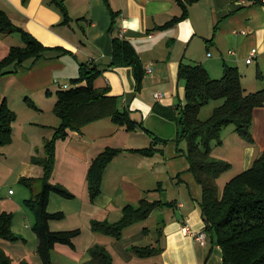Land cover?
<instances>
[{
	"label": "crops",
	"instance_id": "1",
	"mask_svg": "<svg viewBox=\"0 0 264 264\" xmlns=\"http://www.w3.org/2000/svg\"><path fill=\"white\" fill-rule=\"evenodd\" d=\"M62 1L72 18L70 24H63L64 17L51 0H0V8L16 26L30 32L44 46L53 49L38 60L27 61L16 73L0 79L2 83L6 81L17 84L18 90H24L20 99L15 100L16 108L13 105L11 107L24 119L22 124L13 129L14 140L10 145L14 147L19 143L21 147L26 146L28 152L13 164L11 173L6 178L3 179L0 175V214H13L12 230L22 237L16 242L0 240V247L14 264H43L39 255V239L33 229L35 216L24 205L25 200L41 192V180L45 174L42 166L33 163L31 154L44 147L61 125L60 118L54 113L57 93L67 90L65 86L72 85V80L79 77L82 63L93 64L102 71L100 77H104L103 87H97L109 88L112 96L119 97V101L122 99L124 109L120 108L119 101L118 109L129 110L132 118L141 117L143 121L133 119L142 124L144 129L140 130L143 133L155 134L156 127L151 122L153 117L158 119L161 128H170L169 137L155 136L151 146L155 147L157 154L159 150L156 144L160 141L168 148V157L178 154V148L174 145L178 142L181 131L178 123L168 116L173 110L179 116L178 108L186 105V87L178 76L182 64L202 65L215 79L224 76L226 65L237 67L248 92H254L253 88H264L263 85L259 87L260 78L255 75L254 70L248 69L254 65L255 60L264 68V4H256L250 0H200L191 6L187 21L172 28L159 29L182 14L176 1ZM110 7L117 14L112 30ZM11 35L0 32V61L8 56L13 46L24 44L22 37L12 40L11 37L14 36ZM115 38L132 43L144 64L146 79L143 91L138 95L134 91L135 78L132 70L129 67L111 66ZM253 50H257V54L253 62L248 64ZM148 68H152L151 73H147ZM4 92V89L0 90V103L4 95L10 97L9 91ZM157 92L164 95L160 101L154 97ZM28 98L38 109L28 105ZM105 119L86 126L82 134L71 132L67 139L57 143L52 182L63 185L75 197L67 199L57 194L51 195L49 213L63 214V217L53 219L50 228L54 232L79 229L82 233L74 240V246L56 245L53 263L84 264L90 260V249L96 244L105 246L113 257L114 251L111 248L114 238L93 231L91 223L118 222L123 217L125 207H138L140 201L146 198L165 204L146 219L152 221L162 218L165 232L160 241L162 251L144 264H224L223 251L215 240L209 237L206 245H203L183 232L185 225L190 226L192 231H205L201 211L203 192L190 169L192 174L183 177L180 173L174 174L180 185L177 186L178 193L172 196L161 183L154 190L147 189L142 182L144 176L141 168L152 166L149 157L139 158L142 155L134 156L136 154L123 152L106 170L101 195L96 200H91L87 175L93 160L108 147L140 149L139 145H129L130 141L135 144L133 136H130L132 134L114 123L112 126L109 122H102ZM33 121L39 124L30 126ZM29 127L41 129L39 137H33ZM252 135L254 143L241 144H244V171L249 170L256 160L258 149L262 152L264 148V107L255 111ZM15 151L17 150L14 148L11 157L0 153V161H4L0 162L1 166L5 162L14 161ZM133 159H138L139 165H131ZM23 177L35 179L36 182L32 190H22V196L18 198V193L8 189L10 183ZM149 191L152 192L151 197ZM130 227L124 230L127 235ZM149 231L146 227L144 233ZM137 246L133 245V248ZM113 260L114 264H118L115 258Z\"/></svg>",
	"mask_w": 264,
	"mask_h": 264
},
{
	"label": "trees",
	"instance_id": "2",
	"mask_svg": "<svg viewBox=\"0 0 264 264\" xmlns=\"http://www.w3.org/2000/svg\"><path fill=\"white\" fill-rule=\"evenodd\" d=\"M27 2V0H24ZM182 14L159 29L172 28L188 20L190 8L200 0H174ZM256 4H264L263 0H250ZM64 17L63 24H70L72 18L62 0H51ZM108 6H110L108 4ZM111 10V7H110ZM112 12L113 29L117 14ZM0 32L5 34H20L23 46H13L7 57L0 61V79L16 73L27 61L38 60L51 48L44 46L30 32L16 26L9 16L0 8ZM64 53L66 50H63ZM112 67H129L135 78V94L143 91L146 79L144 64L135 47L129 41L115 38L113 41ZM102 71L90 63H82L79 77L72 80L74 87L57 93V103L54 113L60 118L61 125L53 137L45 143V156L34 157V164L44 168L42 190L39 194L24 201L26 209L35 216L34 231L39 239V255L43 264L53 263V252L57 244L74 246V240L82 231L54 232L50 228L53 219H60L63 214L52 215L48 211L52 194L67 199L75 197L66 187L52 182L56 165V146L58 141L65 140L71 132L83 133L86 126L110 118L112 122L128 132L144 129L135 121L129 110L118 109L119 97L112 96L109 88H98L97 80ZM179 80L185 82L186 105L179 107L180 114L176 116L173 110L168 117L175 120L180 128L177 141L187 140V157L190 171L196 177L203 192L201 203L205 231L223 251L224 264H264V153L259 156L249 168L232 179L220 192L216 179L224 172L232 169V164L212 158L214 142L222 144V130L234 124L240 137L248 143H254L252 126L255 111L264 107V89L248 92L242 82L239 68L225 66L221 79L213 78L202 65L182 64L179 68ZM262 78V73H258ZM224 100L215 108L212 116L203 121L200 119L202 109L212 101ZM31 108L38 109L36 104L27 99ZM158 111L159 107L156 108ZM16 113L10 109L6 101L0 104V146L13 142L12 123ZM123 152L152 157L156 154L155 147L145 149H122L108 147L92 162L87 180L91 200H96L102 193L104 176L109 165ZM21 182L32 190L35 179L21 178ZM160 201H150L146 198L135 207L128 205L123 210V217L111 223L109 221H93L91 228L95 232L106 234L116 240H121L124 230L150 217L154 210L164 207ZM13 214H0V240L16 242L22 239L12 230ZM134 251L142 258L154 256L162 251L155 245L134 247ZM0 264H14L11 257L0 247ZM19 264H27L21 262ZM84 264H114L111 253L105 246L96 244L90 249V260Z\"/></svg>",
	"mask_w": 264,
	"mask_h": 264
},
{
	"label": "rangeland",
	"instance_id": "3",
	"mask_svg": "<svg viewBox=\"0 0 264 264\" xmlns=\"http://www.w3.org/2000/svg\"><path fill=\"white\" fill-rule=\"evenodd\" d=\"M11 36H14V37H11L12 40H14L15 38H18V36L20 38L22 37L20 34H17V33L12 34ZM213 54H215L214 51H213ZM250 68L254 70L253 72L255 73V75L256 74L258 75L259 71L262 73V78L259 79L258 84H259V87L260 86L263 87L264 86V68H262V66H259L257 60H255L253 66L248 67V69H250ZM103 79H104V77H100L96 82V86H98V87L102 86L103 87V85H102ZM183 83L185 84V82H183ZM65 87H67V89H68V88H71L74 86H73V84L72 85L67 84ZM3 89L6 91V92H4V94L9 91L8 95L10 97L7 98L4 95V98L1 100V103L3 101H6L8 106L10 107V109L14 111V109H12L11 107L13 105V107L16 108L15 100L20 99L19 97L22 96L24 90H23V88L21 90H18L17 84H11V83L9 84L6 81L3 83L0 82V90H3ZM253 89H254V92L261 91L260 88H258L259 90L258 89L256 90V88H253ZM263 89L264 88H262V90ZM14 93H15V95H14ZM179 103H180V100H178V104ZM223 103H224V100L212 101L210 104H208L207 106H205L202 109L201 114H200V119L203 121L208 120L212 116L214 109L221 106ZM119 106L121 109H124L122 99L119 101ZM14 112L16 113L17 118L12 123L13 129L16 128L19 124H22L23 119H24L23 116H18L16 111H14ZM133 118L138 120V121H143L142 118L138 117V116H135ZM102 122H109V124H112V126H114L113 122L110 118H107V119H105V121H102ZM151 122L156 127L155 128V134H151V135L146 134V133L142 132L143 130H140V132L138 131L139 133L138 132H136V133L135 132H129L130 134H132L130 136H133V138H134L133 143H135V144H132V142L130 141L129 145H139L138 147L140 149H145V148H149V147L153 146L152 142L154 141L155 136L162 138V137H169L171 135L170 134L171 131H169L170 128H168V127H166V129L164 127L161 128V125H160L158 119L156 120L153 117ZM32 123L33 124H30V126H36L37 124H39V122H37V121H33ZM17 129L19 130V128H17ZM235 129H236V127L234 124L226 126L222 130V133H221L220 139L222 141V144H218V142L216 141L212 145V158L215 160H218V161L230 163L233 166L231 170L224 172L220 177H218L216 179V184H217L221 193H223L226 185L232 179H234L235 177L240 175L242 172H244V169H245L243 167V164H242V153L244 150V147H243L244 144L243 145H241V144L244 142L247 143V141L245 139H243L242 137H240V135L238 134L237 131H235ZM29 131L32 133L31 135L33 137H36V136L39 137L41 129L29 127ZM161 131H163V132H161ZM160 135H164V136H160ZM13 140H14V132H13ZM171 144H172V142H171ZM156 145H157L158 150H159L158 153L153 158L149 157V159H148V160H150V165H152V166H146V167L141 168V170L143 171V172H141V173H143L142 176H144V181H142V182L144 183L145 186H147V189H154V190L158 189L159 184L161 183L162 185L166 186V188L168 189V193H170V195L173 196V195L178 193L177 186L180 185L179 179L176 178V176H174V174L180 173L181 177L186 176L189 173L192 174L189 171L191 166H190L189 159L187 157L188 142H187V140H182L180 142L175 143L174 146L176 148H178V150H177L178 154L171 156V157H168V155H167L168 148L166 147V145H164L163 143H160V141H158V143ZM14 148H15V150H17V151H15V154H14V158H13L14 161H11L10 163L5 162V163H3L2 166L0 164V175L3 176V179H4V177L6 178L11 173V169L13 168V164L16 163L17 161H19L20 159H22L24 156H26V154L28 152V148L26 146L21 147L19 145V143H16V145H14V147H11V145L0 146V153H6L9 155V157H11L13 154ZM262 148H263V146H262ZM259 151H260V148L258 149V152L256 154L257 158L264 153V148H263V150H261L262 152H259ZM32 155H33V158L35 156L36 157H44L45 156V146L44 147L42 146L41 148H39V150L38 149L35 150V153L31 154V157H32ZM139 155L136 154L134 156H139ZM4 157H5V155H4ZM142 157H144V156H140L139 158H142ZM135 158H137V157H135ZM145 160H147V159H145ZM0 162H4V161H0ZM137 162H139L138 159H133V162L131 163V165H139ZM187 167H189V168L187 169ZM40 189H42V188H40ZM10 190H12L14 193L15 192L18 193L17 197L21 198V196H22L21 191L23 190V192H24L25 190H27V187L21 182V180H18L15 183H10L8 191H10ZM150 192L151 191H149L148 194L151 197L152 192L151 193ZM150 199H152V198H150ZM161 219L162 218H160V220L154 219L152 221H147V220L146 221H140V222L134 224L132 227L129 226L130 229L128 231V235H127V233H124V237L122 238V240L113 239L114 244H113L111 249L114 251L113 257L115 258L116 262L118 264H136V262H140V263L143 262V264H144L145 262H150L149 258H152L153 256L146 257V259H143L141 256H139L133 250V245H138L139 247H146L149 245H155V246H158L159 248L162 247V244H160V241H161L162 234H164V232H165V230H164L165 226H164V223L161 222ZM146 227H148V229L150 231L145 234L144 231H145ZM155 258H158V257H155ZM133 259L135 261H132Z\"/></svg>",
	"mask_w": 264,
	"mask_h": 264
},
{
	"label": "built area",
	"instance_id": "4",
	"mask_svg": "<svg viewBox=\"0 0 264 264\" xmlns=\"http://www.w3.org/2000/svg\"><path fill=\"white\" fill-rule=\"evenodd\" d=\"M256 54H257V50H253L251 52V56L248 59V64H251L253 62ZM151 72H152V68H148L147 73H151ZM154 97L157 101H160V100H162L164 95L161 92H157V93H155ZM183 232L186 235L192 236L193 238H195L196 240L201 242L203 245H206V243L208 242V235H207L206 231H201V232L192 231L190 226L185 225L183 228Z\"/></svg>",
	"mask_w": 264,
	"mask_h": 264
}]
</instances>
